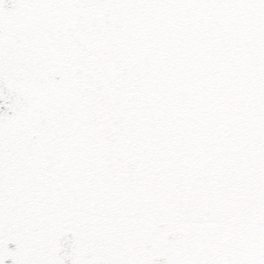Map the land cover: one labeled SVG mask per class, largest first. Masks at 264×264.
Listing matches in <instances>:
<instances>
[{
  "label": "snow or ice",
  "instance_id": "6c2138e0",
  "mask_svg": "<svg viewBox=\"0 0 264 264\" xmlns=\"http://www.w3.org/2000/svg\"><path fill=\"white\" fill-rule=\"evenodd\" d=\"M0 264H264V0H0Z\"/></svg>",
  "mask_w": 264,
  "mask_h": 264
}]
</instances>
